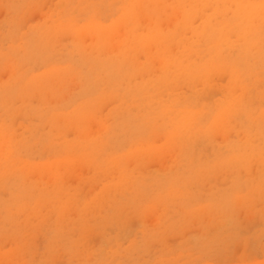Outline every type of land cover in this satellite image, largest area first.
<instances>
[{
    "label": "rangeland",
    "instance_id": "rangeland-1",
    "mask_svg": "<svg viewBox=\"0 0 264 264\" xmlns=\"http://www.w3.org/2000/svg\"><path fill=\"white\" fill-rule=\"evenodd\" d=\"M138 1L0 0V264H264V0Z\"/></svg>",
    "mask_w": 264,
    "mask_h": 264
},
{
    "label": "bare ground",
    "instance_id": "bare-ground-1",
    "mask_svg": "<svg viewBox=\"0 0 264 264\" xmlns=\"http://www.w3.org/2000/svg\"><path fill=\"white\" fill-rule=\"evenodd\" d=\"M155 1H159V0H148V1H147V0H140V2L138 1V3H140V5H138V6L145 5V3H147V2H155ZM138 3H137V4H138ZM157 6H158V4H156L155 7H157ZM219 6H220V5H219ZM252 9H253V8H252ZM252 9H251V12H252L253 10H258V9H256V8L253 9V10H252ZM156 10H157V9H156ZM240 10H241V9H240ZM248 10H250V9L248 8ZM247 12H248V11H244V13H243L242 15H240L241 13H238V12H237V14H238L239 17L237 16V14H236V16L239 18V20L241 19L240 21L244 22V23L239 22L240 26H241V25L244 26L245 24H247V22L245 23V20H246V19H249V18H250V19H251V18H255L253 15H252L253 17L251 16V13H250V12H249V13H247ZM245 13H246V15H245V18H244L243 15H244ZM130 14H131V13H129L128 15H130ZM248 15H250L251 17L248 16ZM247 16H248V17H247ZM243 19H244V20H243ZM250 19H249V22L251 21ZM246 21H248V20H246ZM249 22H248V23H249ZM251 22H252V21H251ZM261 24H262V23H261ZM249 25H250L249 28H250L251 30H253V31H257V32H258V31L260 30L259 28H258L259 30H258V29L255 30V27H256V26H255V27H254V25L251 26L252 23L249 24ZM243 26H242V27H243ZM238 27H239V26H238ZM262 27H264V26L262 25ZM240 28H241V27H240ZM253 28H254V29H253ZM238 29H239V28H237L236 30H238ZM96 30H97V29H96ZM98 30H100V29H98ZM225 30H227L226 27H225V29H224L223 27H220V28L218 27V28H216V29H213L212 33H213L214 35H217V34H218L219 36H222V37H223V35H221V34H222L223 32H224V34H225V32L228 31V30H227V31H225ZM100 31H101V30H100ZM234 31H235V30H234ZM253 31H252V32H253ZM263 31H264V30H263ZM103 32H104V31H101L100 34H103ZM104 33H105V32H104ZM219 33H220V34H219ZM253 33H254V35H255L253 38L255 39L257 34H256L255 32H253ZM260 33H261V32H259V34H260ZM218 35L216 36L217 38H222V37H219ZM257 36H258V35H257ZM98 39H99V38H98ZM145 40H146V39H145ZM145 40L142 39V42H144ZM147 41H148V40H147ZM257 41H258V40H257ZM122 42H123V41H122ZM120 44H121V43H120ZM121 46H122V45H121ZM124 46H125V44H124ZM131 46H132V45H131ZM258 47L260 48V46H258ZM122 48L124 49L123 46L121 47V50H123ZM126 49H128V48L126 47ZM126 49H125V50H126ZM256 49H257V48H256ZM253 50H254V49H253ZM261 50H262V48H261ZM261 50H260V52H261ZM256 51L260 54L259 50H256ZM121 52L123 53V51H121ZM127 53H128V52H127ZM261 53H262V52H261ZM124 54H126V53H124ZM255 54H256V52H255ZM122 55H123V54H122ZM256 55L260 57V55H258V54H256ZM125 56L128 58L129 54H128V56H127V55H125ZM125 56H124V57L122 56L123 61H122V58H121V61L124 62V63H122L121 61H119L120 64L122 63V64L124 65V64L127 63V61L124 60V59L126 58ZM253 56H254V55H253ZM263 56H264V55H263ZM248 57H251V56H248ZM261 58H262V57H261ZM89 61H90V59H89ZM89 61H88V62H89ZM161 61H162V60H161ZM91 62L93 63V61H91ZM102 62H103V61H102ZM128 62H129V59H128ZM135 62H136V61H135ZM162 62H163V61H162ZM136 63H137V62H136ZM136 63H135V64H136ZM118 64H119V63H118ZM164 64H165V63H164ZM88 65H89V64H88ZM96 65H97V63L95 64V66H96ZM99 65H101V64H99ZM128 65H129V63H128ZM131 65H133V64H131ZM110 66H111V65H110ZM117 66H118V65H117ZM138 66H139V65H138ZM138 66H137V67H138ZM104 67H105V66H103V68H104ZM121 67H122V66H121ZM127 67L130 68V66H127ZM133 67H134V66H133ZM108 68H109V67H108ZM128 68H126V69H128ZM138 68H139V67H138ZM162 68H164V66H163ZM130 69H131V68H130ZM132 69H133V68H132ZM119 70H120V69H119ZM119 70H118V71H119ZM110 71H111V70H110ZM115 71H117V70H115ZM118 71H117V72H118ZM120 71H121V70H120ZM120 71H119V72H120ZM124 71H125V70H124ZM111 72H112V71H111ZM119 72H118V73H119ZM130 72H131V71H130ZM71 73H73V71H71ZM120 73H121V72H120ZM82 74H84V72H83ZM110 74H111V73H110ZM129 74H130V73H129ZM129 74L127 73V75H129ZM131 74H132V73H131ZM113 75H115V74H113ZM117 75H119V74H117ZM111 76H112V74H111ZM131 76H132V75H131ZM72 77H74V76H72ZM75 77H77V76H75ZM115 77H117V76H115ZM115 77H114V78H115ZM120 77H121V75H120ZM117 78H118V77H117ZM125 78H126V77H125ZM77 79H78V78H77ZM77 79H76V80H77ZM111 79H112V78H111ZM113 80H115V79H113ZM122 80H124V79H122ZM73 81H74V79H73ZM115 81H116V80H115ZM119 81H120V80H119ZM34 82H35V79H32V80H30L29 84H32V85H33ZM57 82H58V83H57ZM59 82H60V81L57 80V81H56V84H59ZM121 83H122V81H121ZM121 83H120V85H121ZM48 84L50 85V83H48ZM53 84H55V83H53ZM129 84H130V83H129ZM83 85H84V84H83ZM114 85H115V84H114ZM45 86H46V85H45ZM55 86H58V85H55ZM124 86H125V85H124ZM42 87H43V86H41L39 89H41ZM48 87L50 88V86H48ZM58 87H59V86H58ZM53 88H54V87H53ZM58 89H59V88H58ZM24 90H25V89H24ZM24 90H23V91H24ZM47 90H48V89H47ZM114 90H115V89H114ZM54 91H56V89H55ZM20 92H22L21 89H20ZM21 94H22V93H21ZM40 96H41V95H40ZM89 103H90V102H89ZM228 105H230V104H228ZM153 107H154V106H153ZM224 109H225V108H224ZM228 110H231V108L228 107V109L225 110V113L228 112ZM82 112L84 113V111H82ZM79 113H80V112H78V113L75 112L74 114H71V116H75V117H76V116H78ZM185 113H186V112H184L183 114L185 115V117L187 116L188 118H185V120H184L183 123H182V120H180V121L177 123V125L180 124V128H179V129H182L181 127H184V128L186 127V126H183V124H184V123H187L189 117L191 116L190 113H189L190 116L188 115V113H186V114H185ZM223 113H224V112H223ZM75 114H77V115H75ZM66 115H68L69 117H71L70 114H66ZM80 115L82 116V113H80ZM64 116H65V115H63V117H64ZM68 116H67L65 119L68 120V119H69ZM206 116H207V115H206ZM192 117H193V114H192ZM192 117H191V119H192V121H193V120L195 119V115H194L193 118H192ZM220 117H221V115H220ZM56 118H57V117H56ZM73 118H74V117H73ZM73 118L71 117V119H73ZM75 119L77 120L78 117L75 118ZM81 119H83V118L81 117ZM81 119H80V120H81ZM149 119H150V118H149ZM160 119H161V118H160ZM191 119H190V121H191ZM215 119H216V118H215ZM218 119H220V118H218ZM218 119H217V121H218ZM76 120H75V121H74V119L72 120V121L74 122L73 125L76 124ZM78 120H79V119H78ZM186 120H187V122H186ZM72 121H71V122H72ZM190 121H189V122H190ZM192 121H191V122H192ZM79 122H80V123H78V121H77V123H78L77 126H79V125L81 124L82 120L79 121ZM66 123H67V122H66ZM181 123H182V124H181ZM192 123H193V122H192ZM82 124H83V122H82ZM77 126H76V127H77ZM81 126H82V125H81ZM106 126H107V125H106ZM191 126H192V124H191ZM73 127H75V126H73ZM178 127H179V126H178ZM77 129H78V128H77ZM177 129H178V128H177ZM186 129H187V127H186L184 130H186ZM188 129H189V127H188ZM83 130H84V128H83L82 130H80V131L78 130V133L81 132V133H79V135L81 134V135H82V138H83V137L85 138L87 135L84 136ZM184 130H183V131H184ZM82 133H83V134H82ZM80 137H81V136H80ZM82 138H81V139H82ZM86 139H87V138H86ZM88 139H89V137H88ZM7 142L9 143V141H7ZM244 142H245V141H244ZM242 144H243V143H242ZM10 145H11V143H10ZM10 145H9V146H10ZM3 147H4V145H3ZM10 147H11V146H10ZM239 147H240V146H239ZM242 147H243V146H242ZM2 149H3V148H2ZM4 149H5V148H4ZM8 149H9V147H8ZM0 151H2V150H0ZM2 152H3V151H2ZM2 152H0V154H2ZM4 153H5V152H4ZM1 156H2V155H0V159H1ZM4 156H5V155H4ZM9 163H11V162H9ZM37 168H38V169H37V170H38V173H40V172H39V167H37ZM41 170L44 171L43 169H41Z\"/></svg>",
    "mask_w": 264,
    "mask_h": 264
}]
</instances>
